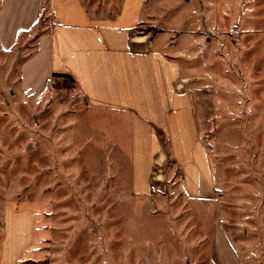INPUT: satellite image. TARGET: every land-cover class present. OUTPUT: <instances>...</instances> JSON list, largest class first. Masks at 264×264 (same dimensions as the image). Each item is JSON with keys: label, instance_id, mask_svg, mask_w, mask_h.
I'll use <instances>...</instances> for the list:
<instances>
[{"label": "rangeland", "instance_id": "rangeland-1", "mask_svg": "<svg viewBox=\"0 0 264 264\" xmlns=\"http://www.w3.org/2000/svg\"><path fill=\"white\" fill-rule=\"evenodd\" d=\"M156 1L158 22L142 32L162 37L172 60L207 64L191 85L213 93L203 139L217 183L179 191L165 153L152 189L138 193L129 117L90 108L61 77L42 98L20 92L33 34L19 50L0 48V246L5 209L15 247L29 239L19 220L32 211L24 264H238L233 252L264 264V0Z\"/></svg>", "mask_w": 264, "mask_h": 264}, {"label": "crops", "instance_id": "crops-1", "mask_svg": "<svg viewBox=\"0 0 264 264\" xmlns=\"http://www.w3.org/2000/svg\"><path fill=\"white\" fill-rule=\"evenodd\" d=\"M158 19L156 0H0V48L19 50L37 35L19 68L23 95L42 98L66 75L90 108L130 118L138 193L152 189L154 168L168 153L182 182L176 189L199 196L217 183L203 139L213 93L191 85L207 77V64L192 69L172 60L162 37L142 32ZM25 215L19 221L24 231L27 221L29 239L15 247V211L5 209L0 264H24L35 240V215Z\"/></svg>", "mask_w": 264, "mask_h": 264}, {"label": "trees", "instance_id": "trees-1", "mask_svg": "<svg viewBox=\"0 0 264 264\" xmlns=\"http://www.w3.org/2000/svg\"><path fill=\"white\" fill-rule=\"evenodd\" d=\"M59 77H62V78H67V79H69V80H71V78H69L68 76H66V75H60ZM72 81V80H71ZM73 82V81H72Z\"/></svg>", "mask_w": 264, "mask_h": 264}]
</instances>
